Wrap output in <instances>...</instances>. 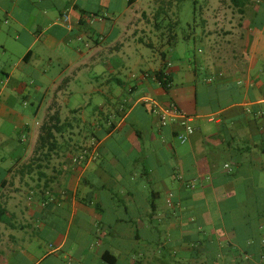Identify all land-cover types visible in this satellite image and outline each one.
Here are the masks:
<instances>
[{"label":"crops","instance_id":"crops-1","mask_svg":"<svg viewBox=\"0 0 264 264\" xmlns=\"http://www.w3.org/2000/svg\"><path fill=\"white\" fill-rule=\"evenodd\" d=\"M184 1L0 0V264H264V0Z\"/></svg>","mask_w":264,"mask_h":264},{"label":"built area","instance_id":"built-area-1","mask_svg":"<svg viewBox=\"0 0 264 264\" xmlns=\"http://www.w3.org/2000/svg\"><path fill=\"white\" fill-rule=\"evenodd\" d=\"M63 20L66 23H68L69 15L64 14ZM144 102L150 105L152 113L157 117L160 125L166 126L171 123H177L182 128H184V131L178 134V138L182 143L187 142L190 139V136L195 131L194 127L191 124V117L183 110H181L177 106V104L175 103L161 104L158 101L151 98H145ZM85 158H86L85 151H83L79 156L75 158V161H81L84 160Z\"/></svg>","mask_w":264,"mask_h":264},{"label":"rangeland","instance_id":"rangeland-1","mask_svg":"<svg viewBox=\"0 0 264 264\" xmlns=\"http://www.w3.org/2000/svg\"><path fill=\"white\" fill-rule=\"evenodd\" d=\"M203 0H185L181 4L180 10V18H181V25L177 27V32L182 35L184 32H190L194 30V27L189 28L187 23L188 21L192 22L193 15H194V7L195 5L199 8L203 4ZM188 51L191 57H194L198 53L197 47L198 44L195 42L194 38H192L188 43Z\"/></svg>","mask_w":264,"mask_h":264},{"label":"trees","instance_id":"trees-1","mask_svg":"<svg viewBox=\"0 0 264 264\" xmlns=\"http://www.w3.org/2000/svg\"><path fill=\"white\" fill-rule=\"evenodd\" d=\"M59 131H61V126H59L58 123H53V124L45 123L41 129V134L37 146V152H40V150L42 148H45L48 144L49 147L53 145L54 144L53 140H55V135Z\"/></svg>","mask_w":264,"mask_h":264}]
</instances>
